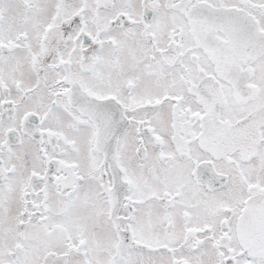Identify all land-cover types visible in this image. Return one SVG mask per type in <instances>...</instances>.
Returning <instances> with one entry per match:
<instances>
[{"label":"snow or ice","instance_id":"snow-or-ice-1","mask_svg":"<svg viewBox=\"0 0 264 264\" xmlns=\"http://www.w3.org/2000/svg\"><path fill=\"white\" fill-rule=\"evenodd\" d=\"M0 264H264V0H0Z\"/></svg>","mask_w":264,"mask_h":264}]
</instances>
